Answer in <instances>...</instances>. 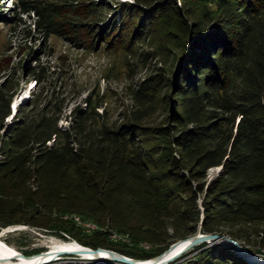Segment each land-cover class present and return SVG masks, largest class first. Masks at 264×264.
Returning <instances> with one entry per match:
<instances>
[{
  "label": "trees",
  "instance_id": "16d2710c",
  "mask_svg": "<svg viewBox=\"0 0 264 264\" xmlns=\"http://www.w3.org/2000/svg\"><path fill=\"white\" fill-rule=\"evenodd\" d=\"M212 1L211 13L188 11L165 125H146L136 115L109 125L90 102L75 106L63 126L67 96L46 87L49 74L40 63L32 72L45 85L14 113V85L0 83V228L24 223L65 232L87 246L141 259L199 229L264 246V0ZM136 2L121 3L122 37L137 17L123 37L130 41L172 10L171 0ZM13 3L16 28L33 13L37 30L82 47L96 41V10L110 7L86 0ZM110 34L100 37L113 44ZM152 86L147 79L136 89L143 103L153 101ZM217 166L219 174L206 182ZM74 216L110 229L87 233ZM111 230L129 234L135 246L112 241ZM143 239L164 246L147 249ZM207 245H196L176 264H251L222 244Z\"/></svg>",
  "mask_w": 264,
  "mask_h": 264
},
{
  "label": "rangeland",
  "instance_id": "374dc122",
  "mask_svg": "<svg viewBox=\"0 0 264 264\" xmlns=\"http://www.w3.org/2000/svg\"><path fill=\"white\" fill-rule=\"evenodd\" d=\"M14 1L5 0L2 2V9H4L2 12L6 18L0 22V83L6 80L14 85V95L11 102V110L14 113L19 104L32 99L33 95L41 91L45 85V82L37 83L32 72V68L38 66L39 63L45 65L47 75L49 74L46 87L50 85V91L54 87L67 96L63 116L60 120V124L63 126L69 123L70 112L75 106L84 107L90 102H92V106H98L97 110L103 113L104 120L109 125H119L134 115L143 117L142 121L146 125H165L172 106L171 96L173 95L170 94H172L174 73L184 50L187 24L191 20L188 11L195 13L208 11L211 13L216 9L215 2L212 0L208 1L207 4L198 0H171L172 10L170 12L165 10L157 17L147 33H143L130 41L131 37H127V40L123 38L127 30H123V37L120 33L121 3L136 5V0H116V2L112 0H86L95 3L105 1L109 3L110 7L96 10L100 15L93 21L95 22L93 29L98 31L96 41L91 45L88 44L87 47H82L67 37L59 34L46 35L37 30L34 27L36 16L33 13L31 16H25L24 23L16 28L14 26L16 24L11 19L13 15L11 8L14 7ZM131 21L127 31L129 33L133 32L134 26L137 24V17ZM25 27L31 30V36L25 35ZM101 31L111 33L109 38L114 41L113 44L101 39ZM147 79L154 84L152 86L153 101L150 104L143 103L136 93V89ZM11 117L12 115L8 117V120H11ZM160 136L165 139L164 134ZM219 172L220 167L218 166L210 168L207 172L206 182L214 178ZM198 201H201L200 196ZM74 218L81 230L87 233L97 229H110L94 220H83L79 216H74ZM13 225L22 226V228L18 230L17 228L9 229L14 227ZM145 227L147 226L144 225ZM5 229L9 230L4 232L2 238L26 255L48 251L56 241L74 240L87 246L65 232L61 234L54 230L38 228L24 223L1 227L0 233ZM150 230L154 231L153 228ZM199 231L201 230L199 229ZM109 238L116 243L127 244L130 247L135 246V242L127 233L111 230ZM233 239L238 241L249 254L252 252L264 258V246L260 248L258 244ZM153 243L148 239H143L140 246L156 250L164 246V243ZM216 244H222L233 250L232 247L223 243ZM234 252L243 257L239 252ZM185 253L168 264H176L185 259L188 255L185 256ZM157 255L155 254L152 258ZM61 261L120 264L102 259L82 258V256L74 253L63 254L59 259L43 264H55Z\"/></svg>",
  "mask_w": 264,
  "mask_h": 264
},
{
  "label": "water",
  "instance_id": "95a60500",
  "mask_svg": "<svg viewBox=\"0 0 264 264\" xmlns=\"http://www.w3.org/2000/svg\"><path fill=\"white\" fill-rule=\"evenodd\" d=\"M203 242H207L210 245L216 244V243H223L227 246L232 247L234 251L239 252V254H241L243 258L248 260L250 263L258 264L250 257L248 251L244 250L242 246L239 244V242L234 240L228 234L204 233L201 231H199L197 234L191 235L190 237L179 239L173 242L169 246V248L166 249L164 252L158 254L157 256L153 258H149V259H138L135 257L125 255L123 253H120L113 249H107L103 247L91 248L88 246H84L82 251L94 254V257L91 259L108 260V261L117 262L120 264H168L169 262L173 261L174 259L182 255L186 251L194 248L196 245L201 244ZM179 244H183L182 247L178 251L171 254L172 252L171 248H175ZM48 252L49 251H43V254H47ZM61 252L72 253V252H67V251H61ZM103 253H106L107 255H102ZM6 259L8 258L0 257L1 261H6Z\"/></svg>",
  "mask_w": 264,
  "mask_h": 264
},
{
  "label": "bare ground",
  "instance_id": "6f19581e",
  "mask_svg": "<svg viewBox=\"0 0 264 264\" xmlns=\"http://www.w3.org/2000/svg\"><path fill=\"white\" fill-rule=\"evenodd\" d=\"M14 226V225H13ZM9 228V227H8ZM22 228V226H14L9 229ZM5 229L2 233H0V257L8 258L6 261H1L0 264H43L50 262L55 259H59L61 255L67 254L61 251L72 252L74 254L82 256V258L91 259L94 257V254L83 252L84 245L80 244L78 241L69 240V241H56L50 246V250L47 254H43V252L33 255H26L23 252H20L16 247L8 244L3 238V234L5 231L9 230ZM11 229V230H12ZM183 244L177 245L175 248H171V254L178 251ZM167 254V253H166ZM102 255H107L103 253ZM250 257L257 262L258 264L264 263V258L255 254L250 253Z\"/></svg>",
  "mask_w": 264,
  "mask_h": 264
}]
</instances>
